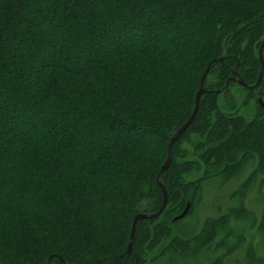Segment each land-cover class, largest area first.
<instances>
[{
    "label": "trees",
    "instance_id": "1",
    "mask_svg": "<svg viewBox=\"0 0 264 264\" xmlns=\"http://www.w3.org/2000/svg\"><path fill=\"white\" fill-rule=\"evenodd\" d=\"M263 41L264 0H0L1 264H125L221 56L183 135L193 149L174 144L168 204L137 222L129 263L264 264V75L226 85L235 71L256 83ZM35 103L62 117L43 138ZM211 183L231 191L202 218Z\"/></svg>",
    "mask_w": 264,
    "mask_h": 264
},
{
    "label": "water",
    "instance_id": "2",
    "mask_svg": "<svg viewBox=\"0 0 264 264\" xmlns=\"http://www.w3.org/2000/svg\"><path fill=\"white\" fill-rule=\"evenodd\" d=\"M259 58L261 61V67H260V71H259V76L258 79L256 81V83L254 84H249L247 83L243 78L238 76V72L235 71L231 77L228 78L227 80V84L228 85L231 81H234L240 85H242L243 87L249 88V89H253L256 88L257 86H259V84L262 81L263 75H264V41L262 42L260 48H259ZM225 60V57L221 56V57H217V58H213L207 65L205 72L202 75L201 81H200V87L196 93L195 96V106L194 109L190 115V117L187 119V121L177 130L175 131L169 142H168V157L165 161V163L162 165V167L160 168L158 174H157V183L160 186L162 193H163V200H162V205L159 208V210L157 212L154 213H148L145 211H140L138 213L135 214L134 219H133V223H132V227H131V233H130V238H129V243H128V247L126 250V259H125V264H130L129 263V257L133 251V247H134V240H135V235H136V228H137V222L141 219H152V218H156L159 217L162 212L164 211V209L166 208L167 204H168V199H169V193H168V189L166 187V185L163 183V181L161 180V175L163 172L167 171L171 165L172 159H173V148H174V144L176 143V141L178 139H180V137H182L184 135V133L187 131V129L189 128V126L191 125V123L193 122V120L196 118L199 109H200V101H201V97L203 93L209 92L208 89H206L205 87V81L207 78V75L213 65L214 62L216 61H221L223 62ZM219 91V90H218ZM217 91V92H218ZM258 101L260 103V105L264 108V99L263 96H260L258 98ZM190 203L187 204L186 208L183 210L182 213H180L176 219H181L183 218L189 211L190 209ZM59 257L62 264L64 263V259L61 255L59 254H53L50 255L49 260H51L53 257Z\"/></svg>",
    "mask_w": 264,
    "mask_h": 264
},
{
    "label": "rangeland",
    "instance_id": "3",
    "mask_svg": "<svg viewBox=\"0 0 264 264\" xmlns=\"http://www.w3.org/2000/svg\"><path fill=\"white\" fill-rule=\"evenodd\" d=\"M102 22L99 24V29H101V26L105 23V22H103V23ZM111 30L112 29H110V32H111ZM159 34H162V31H160ZM82 42H83V40L82 41H77L76 44L78 45V44H80ZM110 42H111V39L110 38L103 39L96 46V48L97 47H100V46H103V45H109ZM28 45H29L28 43H25L24 46L26 47V49H27ZM55 55L57 56L58 55V52H56ZM50 58H53L52 55H50ZM78 59H80V57ZM80 60H82V58ZM83 60H85V58H83ZM71 62H72V60H71ZM67 64H70V62H67ZM3 98H6L7 99V95H4L2 97V99ZM34 108H35L34 111L37 113V116L39 117V122L38 123L40 124V126H39V135L38 134L37 135L40 138H43L44 132L46 130H50V125L52 124V122H54V120L56 118L57 119H60L62 117H61V115L59 113L58 114L55 113V115H53L51 117H46L45 115L43 116V111L45 110L46 107L45 106H42L40 104H36L35 103ZM43 117H45V118H43ZM24 119H25V117H22L18 121L20 122V121H22ZM67 123H68V125H71L72 124L70 121H67ZM8 124L12 128H15L14 123H13L12 120H8ZM100 133H101L100 129H97V130L94 131L93 135H94V137H99L101 135ZM37 135H35L34 137H36ZM52 135L56 136L57 134L56 133H52ZM183 137L179 139L178 145L181 146V148H184V149H187V150L193 149V147L190 144V142L187 141L188 140V139H186L187 137H185V136H183ZM54 139L55 138H53L52 140H54ZM110 140H113V137L112 136H111ZM151 140H154L155 141L156 140V137L155 136H152L151 137ZM214 189L217 190V191L215 192ZM230 191H231V188L229 186H227V187H225L223 189V188H219L217 186V183L208 184L205 187V189H204L205 195H204L203 201L201 203V206H200V208L198 210V215L201 216L202 218H204V217H206V215L208 214V212H213L214 209L212 207V203L214 201H216L217 203H219L222 206V208L226 207L227 206V196H229ZM255 197L256 196H251L249 198L248 205L250 206L251 209H253L255 212H257L260 215L261 212H262V209H263V207H262L263 204L262 203L259 204L256 201L257 200V197L256 198ZM8 257H10V256L8 255V251L7 250L0 251V264L4 261V259H7L8 260Z\"/></svg>",
    "mask_w": 264,
    "mask_h": 264
}]
</instances>
